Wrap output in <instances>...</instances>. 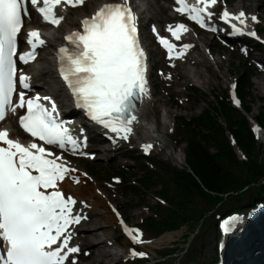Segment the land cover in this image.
I'll use <instances>...</instances> for the list:
<instances>
[{"label": "snow or ice", "instance_id": "1", "mask_svg": "<svg viewBox=\"0 0 264 264\" xmlns=\"http://www.w3.org/2000/svg\"><path fill=\"white\" fill-rule=\"evenodd\" d=\"M29 3L43 22L58 27L65 19L61 14L64 8L81 6L85 0H0V121L8 112L26 108L19 125L33 138V142L23 144L9 138L6 129L0 130V145H3L0 146V242L6 249L0 251V264H65L72 254L80 251L78 246H69L70 229L87 217L75 211L77 200L66 195L59 185L66 178L75 184L81 181L74 175L78 170L45 145L85 155L80 149L86 145V137L83 129L80 130L83 138L77 137L67 126L70 122L59 120L57 106L50 97H26L25 91H18V86L29 89L31 78L22 71L18 74L17 59L24 64L34 61L37 49L46 44L39 30H29L26 34L29 50L18 55V36L24 18H30ZM176 3L179 5L176 12L187 15L200 28L217 31L211 25L214 12L209 10L217 0H196L194 5L187 4L186 0H176ZM219 19L230 25V35L258 39L254 31H245L243 11L230 14L224 10ZM251 19L257 20L255 16ZM233 20L242 27L232 23ZM80 24L81 31L64 37L74 46V51L70 53L66 46L58 49L60 76L77 108L113 134V139L128 141L133 125L138 122L137 102L149 94L146 53L139 43L137 17L129 0H121L100 6ZM180 30L188 31L183 23L169 25L167 29L177 40ZM157 38L172 59L176 45L158 34ZM190 47L184 44L175 58H180ZM14 93L19 96L16 103H13ZM153 147L151 143L141 145L145 154ZM242 219L231 216L225 220L221 225L224 233L234 231ZM121 225L133 244L143 243L139 229L128 228L122 220ZM129 255L144 257L146 253L130 249ZM71 264L76 261L72 260Z\"/></svg>", "mask_w": 264, "mask_h": 264}, {"label": "rangeland", "instance_id": "2", "mask_svg": "<svg viewBox=\"0 0 264 264\" xmlns=\"http://www.w3.org/2000/svg\"><path fill=\"white\" fill-rule=\"evenodd\" d=\"M104 0H94V3H100ZM106 1V0H105ZM118 1V0H114ZM164 5H170V0H157ZM230 8L238 7L239 9H246L247 11L256 10L255 14H259L260 23L259 27L263 28L264 31V0H234L229 4ZM80 11L78 12H71L70 15L72 17L78 18L79 16L83 15L88 17L92 10L89 8L80 7ZM262 10L260 12L259 10ZM33 16L37 17L34 13ZM255 17L257 15H254ZM252 17V14L251 16ZM153 18V14L151 11L145 12L140 18V24L142 27V33L145 35L144 43L148 46L149 54V94L147 95L146 100L150 101L154 97H159L162 92H164L165 88V81L164 79L171 73L174 64L178 63H185V60L179 61H168L165 59L164 53L160 52L155 47L154 40L152 35L150 34V25L153 24L157 26L158 23L151 20L149 24L147 21ZM176 19H172V21L166 22L167 25L174 24ZM253 22V21H252ZM64 23V20L63 22ZM165 24V25H166ZM163 25L162 32L164 33L166 27ZM33 26L31 23H26L25 28H29ZM78 26H76L77 28ZM158 27V26H157ZM224 35L227 31L224 29H220ZM66 32V31H65ZM65 32L60 28L56 29V33L58 36H62ZM206 44L199 43L198 47L204 51V54L208 56V58L217 57V52H222V56L224 58H228L232 63L230 66H225L223 72L228 75L229 80L227 81H214L212 80L211 83L208 85H204V87H197L192 83L186 84L183 80H175L178 84L174 88V95L164 94L162 99L166 101V104L160 107L158 112V117L161 122L167 123V130L164 134L163 138L165 139L166 143L162 141H157L152 151L149 154H145L142 150L140 145L136 143H128L125 142H116L114 145H105V147H109L112 150L108 151L104 155H98V150L94 146L100 144V142L105 140H99L100 136H96L88 141L91 146H85L86 150H83L85 155L76 154L77 156L69 157L66 159L68 163L75 164L76 168L81 170L84 174L89 176L93 181L102 183V185H98V194L97 198H101L102 201L106 202L105 207L99 209L101 215L103 217H109L108 223L111 225L113 230L115 231V235L120 233V224L118 219L113 214V208L118 209L121 213L122 217L128 223L130 227H137L140 229L142 233L141 239L143 243H137L134 248L138 252H144L146 255L141 259L137 257H131L129 255V251L133 245H129L126 243V259L123 262H111L110 264H146L150 262L151 264H191L185 259L184 253L186 250L190 249L193 250V257L197 264H214L213 257L217 254L219 257L222 255L224 257L227 255L225 261L222 264H237L239 262L237 253H236V245L237 241L243 237L244 235L248 236L249 242L255 244V237L259 234L264 228V218L260 220V215L257 216L254 220L255 226L254 228L248 227L247 224L244 225V222L238 225L237 234H231V237L224 236V242L220 244L221 237L218 228H211L208 234L204 233L205 229L208 228L209 224H214L217 219V210H212L209 213L207 218L203 222L202 227H197L191 232H188V227H182L178 231H182L179 236H176L172 241L165 242L159 246L150 247L145 244L146 242L153 240L159 236H153L150 234L147 229L142 225L143 219L152 216L154 208L157 205H164L166 204L161 203L159 200V196L157 194L158 188L153 187L147 191H141L138 193L137 196H132L130 192L123 187V185L118 182L117 180H113L112 178L115 175L108 174V171L111 169H127L129 170L130 174L137 175V170L134 167L132 161H130L127 157L132 154L133 156H141L140 161H147L150 160L154 164V167L148 163L147 168L152 170V173L157 175L159 172L156 170V166H169L170 168H178L181 169L184 167V148L185 145L183 143V137L181 136V131L177 128L178 121L177 118L184 117L186 119L197 116L201 113V111L207 108L209 103L214 102L213 94L218 95L222 94L223 91L229 92V85L234 84L237 80L238 72L242 69L245 70L246 73L250 74V93L249 97L247 98V102L251 108L250 115L252 118L256 117L260 107L264 105V96L261 92L258 91L256 87V79L253 72V69H257L263 67L264 64H260L254 60H251V56H259L262 58L264 54V46L258 44L256 41L251 40L247 36L241 35L240 37H235L234 40H226V38L222 35H213L212 33H206ZM22 36V34H21ZM192 38H196L198 36L197 33L191 32ZM260 37L264 39V33H260ZM251 40V41H249ZM187 41H190L189 39ZM194 44V43H190ZM212 45L214 52L211 54L207 52V46ZM56 49L55 45L44 46V48L38 51V62H42L43 56H47V53H53ZM193 50L190 52L193 55ZM189 55V56H190ZM188 56V57H189ZM36 60V62H37ZM54 65L52 67V75L56 76ZM200 71L203 75H208L206 72L205 67H201ZM48 80V76H43L38 78L36 84L39 85L38 87L34 88L38 91L44 93V90L47 89V86L44 85V81ZM202 82V79H197L196 84ZM62 87V86H61ZM59 99V98H58ZM171 102V104L169 103ZM62 103L68 104L69 102L65 99ZM65 106V105H64ZM170 109L172 114L171 118L165 119V110ZM64 111L68 110V107H63ZM75 115V114H73ZM78 122V121H77ZM147 128H153L154 124L144 122L143 123ZM13 129L15 128L14 121L12 122ZM16 129V128H15ZM264 134V132H263ZM153 135V134H151ZM154 136V135H153ZM105 139V138H104ZM264 141V140H263ZM89 155V156H88ZM77 157V158H76ZM119 160V161H118ZM94 189V187H93ZM109 192L115 194V198L109 201H106L103 196H107ZM244 203H247V199H244ZM223 209V208H222ZM220 210V208L218 209ZM264 211V210H263ZM220 213V212H219ZM264 214V213H263ZM246 221V220H245ZM261 222V223H260ZM170 232V233H174ZM190 233V234H189ZM166 234V233H165ZM244 236V237H245ZM118 237V236H117ZM73 238V237H72ZM230 238V239H229ZM230 241H227V240ZM242 239V238H241ZM74 240V239H73ZM118 240H126L120 236ZM247 240V239H246ZM75 241V240H74ZM78 244H80V255L77 257H73L72 260H75L76 263L80 264H87L90 260L88 246H84L81 244L80 240H77ZM119 251L116 245H114ZM219 248L224 250L223 252H219ZM173 249V253H170L165 258L160 256L161 253ZM88 254V256H86ZM71 264V262L69 263ZM260 264V263H259Z\"/></svg>", "mask_w": 264, "mask_h": 264}, {"label": "trees", "instance_id": "3", "mask_svg": "<svg viewBox=\"0 0 264 264\" xmlns=\"http://www.w3.org/2000/svg\"><path fill=\"white\" fill-rule=\"evenodd\" d=\"M236 82L240 110L232 105L227 91H223L213 94L214 102L199 115L177 118V128L185 145L183 168L156 166L159 173L155 175L147 168L148 163L153 167L155 163L140 161L141 156L130 154L127 158L132 161L137 175L132 176L123 168L108 171L132 196L158 188L159 200L166 206L157 205L153 215L142 221L153 236L185 226L191 232L202 227L207 215L215 209L221 219L231 213H245L258 203L264 204V143L257 142L249 122L251 118L264 129V105L256 117L249 116L250 74L242 69ZM237 151L243 159L238 158ZM211 228H217V222L209 224L204 233L208 234ZM170 253L173 249L160 256L165 258ZM184 256L191 264H197L193 250H186ZM218 259L215 254L213 262Z\"/></svg>", "mask_w": 264, "mask_h": 264}, {"label": "bare ground", "instance_id": "4", "mask_svg": "<svg viewBox=\"0 0 264 264\" xmlns=\"http://www.w3.org/2000/svg\"><path fill=\"white\" fill-rule=\"evenodd\" d=\"M131 3L134 5V8L137 12L138 18L140 19L143 14L147 11H151L153 14V18H150L148 22L151 20L158 23L159 31H162V26L166 24V22L172 21V19H176L177 16L173 13V9L170 7V5H164L160 3L157 0H131ZM100 3H94V0H85V3L83 4V8L87 7L89 10H92L91 13H93L96 10V7L98 5H101ZM172 4V2H170ZM82 8H74L72 10H67L63 12L64 14V23H61L58 29H62L65 33L71 32L74 29H77L76 26H80V21L85 18V16L81 15L78 18L72 17L70 15L71 12H78ZM233 10L237 11L238 13L241 12V10L238 7H234ZM246 12L251 13L252 15H257V19H261L259 14H255L256 10H250ZM262 12V10H259ZM33 22L27 21L26 23L33 24L32 28L38 29L45 39L47 40L46 45H52L54 44L55 47L58 44H62L64 41V36H58L55 29H51L50 27L46 25H42L39 23L38 17ZM250 19V18H249ZM26 23L24 27L26 26ZM214 25H221L220 20H214ZM233 23V22H232ZM260 23V20H259ZM175 26V24H174ZM222 26V25H221ZM238 27H242L237 23ZM255 29L257 32H262L263 28L259 27V24L255 26ZM194 31L197 33V31L194 29ZM246 31V30H245ZM231 27L228 29V32L221 33L217 32L218 34L224 36L226 40H234L235 37L230 35ZM238 37V35H237ZM187 38L190 41H185V43H194L193 47V55H190L185 63H178L174 64L171 73L164 79L165 81V88L164 92L161 93L159 97H154L150 101H147L145 96L141 104L139 106V110L137 112L138 116V122L134 124V132L130 136V140L137 145H142L145 143H151L154 146L158 144L157 141H162L163 143H166L165 139L163 138L164 134L167 130V123L161 122V120L158 117V112L160 107L164 106L166 104V101L162 99V96L164 94L171 95V97L174 95V88L176 85H178L175 80H183L186 84L192 83L193 85L197 87H204L206 84H210L212 80L214 81H227L229 80L228 75L223 72L224 67L230 66L231 61L228 58H224L222 55V52H217V57L208 58L204 54V51L198 47V42L206 44V33H200L196 38H192L190 34H188ZM56 51L54 50L53 53H47L45 50L47 56H43L42 62H36V60L27 65L26 69L27 72L31 75L32 80V87L36 88L39 85L36 84V81L38 78H41L43 76H48V80L44 81V85L47 86V89L44 90L45 94H50L54 99H57L58 103L61 105V107L66 106V103H62V101L65 99L66 101L69 100V95L66 93V91L61 87L60 82L56 76L52 75V67L56 63ZM207 52L210 54L214 52L212 45L207 46ZM192 54V53H191ZM251 60H254L260 64H264V54L262 55V58L259 56H251ZM37 59V57H36ZM179 61V60H176ZM201 67L206 68V72L208 75H203V73L200 71ZM254 75H255V83L256 87L259 92L262 93L264 96V65L263 67L253 69ZM170 77V78H169ZM197 79H202V82L197 84L195 83ZM59 98V99H58ZM171 104V102H169ZM67 107V106H66ZM80 116V112H77ZM172 112L170 109L165 110V119L172 117ZM8 122H3L2 127L8 129L10 135L13 138H17L18 135H21L19 132L13 131V125L10 122V118L7 119ZM149 122L154 124L153 128H147L143 123ZM75 123L79 124L77 121ZM83 129H86V134L89 138L98 137L100 136L99 140H104L103 135L99 130H97L94 127H84V124L82 125ZM73 128H70L74 135L77 137H81V134H78V131L82 129V127H76V124H73ZM153 134V135H151ZM82 138V137H81ZM90 141V140H89ZM108 142H100V144L94 146L98 150V155H104L108 151L112 150L109 147H105V145L109 146L107 144ZM87 146H91L90 143L87 144ZM83 146L81 147L80 151H83ZM154 148V147H153ZM153 150V149H152ZM151 150V151H152ZM64 158H67L70 160L68 156L65 154L61 155ZM119 161V160H118ZM72 168H76L75 164L69 163L68 164ZM78 171L74 173V175L78 176L80 178V183L75 184L70 179H65L62 183H60V189L66 194V195H72L77 200V205L75 206V211L78 213H81L82 215L86 216L87 219L82 220L79 224L73 226L70 230L72 231V237L70 242H74L71 244V246H77L78 244L77 240L81 241V244L84 246H88V252L90 256V260L87 264H110L111 262H123L124 259H126V248L125 245L128 242H125L124 240L119 241L118 237L121 235L117 234L115 235V231L111 227V225L108 223L109 217L106 218L101 215V212L99 209L105 207L106 202L102 201L101 198H97L96 196L100 195L98 194V185H102V183H98L93 181L89 176L83 175L84 173L77 169ZM94 187V189H93ZM103 198L106 199V201L115 198V194L112 192H109L107 196H103ZM82 202V203H81ZM182 231L174 232V233H166L163 234L157 238H154L153 240H150L146 242L147 246L155 247L159 246L165 242L172 241L176 236H179ZM118 236V237H117ZM245 236V235H244ZM241 237L237 241L236 245V253L239 262L237 264H259L260 259H264V228L263 230L257 234L255 237V244H251L248 240V236ZM75 241H74V240ZM247 239V240H246ZM114 245H116L118 248L121 249L119 251ZM227 258V256H226ZM225 256L223 257V261H225ZM80 264V263H76Z\"/></svg>", "mask_w": 264, "mask_h": 264}]
</instances>
